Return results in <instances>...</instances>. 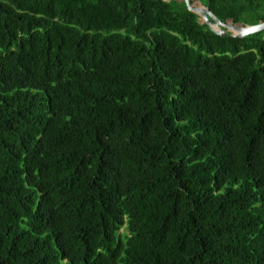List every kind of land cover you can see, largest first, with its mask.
I'll use <instances>...</instances> for the list:
<instances>
[{
    "label": "trees",
    "instance_id": "trees-1",
    "mask_svg": "<svg viewBox=\"0 0 264 264\" xmlns=\"http://www.w3.org/2000/svg\"><path fill=\"white\" fill-rule=\"evenodd\" d=\"M190 1L264 23V0ZM0 264H264V31L0 0Z\"/></svg>",
    "mask_w": 264,
    "mask_h": 264
},
{
    "label": "water",
    "instance_id": "water-1",
    "mask_svg": "<svg viewBox=\"0 0 264 264\" xmlns=\"http://www.w3.org/2000/svg\"><path fill=\"white\" fill-rule=\"evenodd\" d=\"M170 1V0H165ZM187 10L198 15L201 20L207 25L209 30L216 35L224 38H245L264 31V23L259 25H245L236 27L231 24L222 23L206 6L194 7L190 0H183Z\"/></svg>",
    "mask_w": 264,
    "mask_h": 264
}]
</instances>
